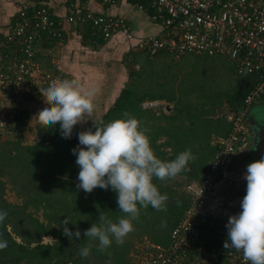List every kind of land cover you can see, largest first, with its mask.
Segmentation results:
<instances>
[{
    "label": "trees",
    "instance_id": "trees-1",
    "mask_svg": "<svg viewBox=\"0 0 264 264\" xmlns=\"http://www.w3.org/2000/svg\"><path fill=\"white\" fill-rule=\"evenodd\" d=\"M128 1L135 3V0ZM78 30L83 32L82 28ZM83 39L91 40L93 46L104 42L99 35L90 36L89 29L85 31ZM187 57H194L191 71L183 75L168 71L169 82L172 83L170 87H167V82H155L157 66L164 67L167 62L177 66L174 63ZM130 61L140 62L142 66L129 72L128 80L114 104L101 118L92 120L82 129L75 125L74 129L94 130L95 124L102 126L114 119L125 118V113H128L141 121L155 154L161 159L171 160L179 152L191 149L195 159L189 162L185 170L175 177L153 178L160 191L168 194L166 208L156 210L151 205L142 207L139 217L133 221L134 229L126 235L124 242L118 244L114 240L107 249L100 250L98 241L87 238L84 230L98 222L100 214L113 221L127 214L120 211L117 192L111 187L105 189L97 186L91 192L78 187L80 166L72 152L76 142L61 135L59 123L53 125L42 120L37 123V140L34 144L27 145L21 138L0 140V186H3L4 191V178H16V183L20 182L16 184L19 189L27 185L29 198L26 206L13 207L8 221L0 225V232L12 241L9 246L0 247V264H138L140 242L147 237L155 242L166 243L173 228L183 218L192 199L186 187V195H181L171 181L184 175L189 180L185 186L201 182L217 153L210 147L212 134L220 132L219 135H227L233 126L230 120L224 123L214 121L211 113L226 105L231 116L238 115L245 108L246 98L257 85V75L238 74L233 64L220 56L189 55L177 61L167 51H161L151 58L134 49L130 53ZM155 100L173 106L169 111L162 110L163 107H143L145 101ZM27 114L26 111L22 112L17 120L23 124ZM245 125H249L248 117ZM162 137L166 139L158 142ZM11 166L16 173L9 169ZM52 199L55 204L49 208L50 214H46L47 223L28 212V204L29 207H44L47 212L46 205ZM2 201L11 206L0 194ZM66 217L70 220L68 227L73 232L80 229V238H69L64 233L62 222ZM162 220L166 221V225H162ZM27 225L32 230L25 229ZM219 228L222 225L218 229L215 225L208 226L207 237L200 241V245L221 247L227 239V233H220ZM15 235L22 239V243ZM47 236L53 238V244L43 243ZM81 246L91 247L88 256L80 254ZM228 251L239 250L229 248ZM193 253L198 254L197 251Z\"/></svg>",
    "mask_w": 264,
    "mask_h": 264
},
{
    "label": "built area",
    "instance_id": "built-area-1",
    "mask_svg": "<svg viewBox=\"0 0 264 264\" xmlns=\"http://www.w3.org/2000/svg\"><path fill=\"white\" fill-rule=\"evenodd\" d=\"M101 2L102 13L85 5L65 20L55 17L47 5L22 9L9 31L0 33V90L14 92L21 87L28 94L36 88L42 90L44 82L63 79L42 65L38 46L64 39V21L82 37L88 29L90 36L104 40L122 33L135 42L137 51L151 58L161 51L177 61L189 55L220 56L231 62L238 74H256L257 85L246 98L245 108L230 117L233 126L229 133L217 137L218 151L203 179L186 186L191 205L168 241L159 243L145 237L138 249V264H250L242 250L228 251L224 244L203 247L200 241L207 237V227L220 220L218 186L241 145L247 143L245 120L252 104L264 99V0H135L137 7L163 28L161 35L142 38L135 37L129 20L111 15L120 0ZM143 107L167 105L155 100L145 101Z\"/></svg>",
    "mask_w": 264,
    "mask_h": 264
},
{
    "label": "clouds",
    "instance_id": "clouds-1",
    "mask_svg": "<svg viewBox=\"0 0 264 264\" xmlns=\"http://www.w3.org/2000/svg\"><path fill=\"white\" fill-rule=\"evenodd\" d=\"M48 103L38 114V119L53 125L59 123L61 135L70 138L74 126L94 111L93 90H82L75 79H54L43 87ZM79 143L73 147L78 172V187L91 192L97 186L117 192L120 211L127 215L113 221L100 214L98 222L84 230L87 238L98 241L100 250L107 249L115 240L122 244L134 229L133 221L139 217L140 209L151 205L156 210L166 208L168 194L161 192L154 177H175L195 159L191 149L179 152L174 159L163 160L155 154L150 137L134 115L125 113L102 126L78 132ZM244 178L246 194L240 202L241 210L230 215L226 224L225 248L242 250L244 259L250 264H264V156L249 163ZM203 191V189H202ZM7 206H0V225L5 224L11 214ZM69 218L63 222V231L69 238H80L81 231L68 227ZM166 225V221H161ZM12 241L0 232V247ZM90 246H81L80 254L88 256Z\"/></svg>",
    "mask_w": 264,
    "mask_h": 264
},
{
    "label": "crops",
    "instance_id": "crops-1",
    "mask_svg": "<svg viewBox=\"0 0 264 264\" xmlns=\"http://www.w3.org/2000/svg\"><path fill=\"white\" fill-rule=\"evenodd\" d=\"M41 5L49 6L55 17L62 20L85 5L94 12L104 11L101 0H0V32L9 31L22 9H33ZM110 13L129 20L136 38L163 33V28L159 24L153 22L135 3L128 0H120ZM63 28L66 33L64 39L53 43L44 42L38 46V58L45 68L54 71L59 77L75 79L82 86V90L94 91L91 97L95 106L94 111L83 122L84 126H88L92 120L101 118L108 111L125 86L129 76L127 64L130 61V53L135 49L133 48L135 42L126 39L122 33H117L111 39L93 46L91 40H84L82 34L80 35L65 21ZM263 114L264 110L260 108L255 113L252 110L248 113L247 143L241 145L229 166L230 171L227 169L217 189L221 200V204H218L220 208L228 202L227 200L233 199L229 190L236 188L237 185L242 186L241 179L247 170L246 166L252 162L241 159L240 155L244 149L257 150L261 146L260 140L263 137L260 131L252 128V124L255 120L262 124ZM250 136L253 137L252 141ZM258 157L259 159L262 157L259 152L257 157L254 155L255 160ZM243 189L246 190L245 187ZM237 197L239 196H235Z\"/></svg>",
    "mask_w": 264,
    "mask_h": 264
},
{
    "label": "rangeland",
    "instance_id": "rangeland-1",
    "mask_svg": "<svg viewBox=\"0 0 264 264\" xmlns=\"http://www.w3.org/2000/svg\"><path fill=\"white\" fill-rule=\"evenodd\" d=\"M193 59L194 57H189V58L187 57L186 59H184L179 63H174L177 66H174L172 63H168V62L166 63L167 65L164 67L157 66V70H156L157 77L155 79V82H159V81L167 82L166 84L169 85L167 87H170L172 83L169 82L170 75L168 74V71H174L175 73L179 72L183 75L186 72L191 71ZM139 60L142 61V58L139 57ZM127 65L129 72L135 69H139L142 66L140 62L138 63L133 61H129ZM51 73L57 74L54 71H51ZM46 84L47 83L44 82L43 87ZM43 87L42 90H39L38 88L34 89L32 93L27 91L28 94H24L23 89L21 87L16 88L14 92H6L0 90V140L5 138L8 139L21 138L23 142L27 145H31L36 142L37 123L42 121L41 119H38V114L42 111L43 107L48 103V99H47L48 94L44 92ZM163 103L167 106H170V109L173 106L172 104L170 105L166 102ZM255 108L257 109L260 108L261 110H264V101L257 102L255 105H252L251 110L252 112L254 111V113L257 110V109L255 110ZM162 110L169 111V109H166L164 107ZM24 111H26L28 114L25 115L24 117L25 119L23 120V124H22L17 120V118L20 117V114ZM230 117L231 119L233 118V116L230 115L226 105H224L221 109L216 110L214 113L213 112L211 113V119H213L214 121L216 120L222 121V123H224L226 120H230ZM263 123H264V119H263ZM78 132H79L78 130L74 129L71 137L69 138L74 140L76 144L79 143ZM219 134L220 132L213 133L210 139V147H212L216 151H218L216 144L217 137L221 136ZM164 139H166V137L160 138L158 142H161ZM257 152L261 153V155L263 156L264 145L263 147L257 150H252V148L247 149L241 154L240 157L243 160H248L253 162L255 161L254 158L255 154L257 157ZM258 159L259 157L256 160ZM9 169L16 173V171L12 169V166ZM4 180H5L4 191L2 190L3 186H0L1 188L0 194L3 195L4 199H6L11 204V206L5 204L3 201L0 202V206H7L10 209H12L13 207L21 208L26 206L27 204L26 201H28L29 199L28 192H26L27 185H25V187L23 186V188L21 187L22 189L21 190L18 187H16V184L20 183V182L16 183V178L10 177L7 179L4 178ZM187 183H189V180L187 179V176L184 175H180L176 179L171 181L173 187H175V189H177L178 193L181 195L183 194L186 195L184 189ZM243 188L244 187L235 191L236 188L234 187L229 190L230 191L229 193L233 199L227 200L228 202L225 203L224 206L220 209L219 211L220 220L214 224L217 229L219 225H222V228H219L218 230L220 231V233H227V228L225 224H227L229 216L236 214L241 210L240 202L243 199V196L246 194V190ZM235 196H239V197L235 198ZM53 204H55L54 199H52L50 203H47L46 205L47 212L45 211L44 207L41 208H36L34 206L29 207V204L27 205L28 206L27 209L28 212L33 213L34 217L38 218L41 222L47 223L46 214H50L48 213L51 212L49 208L53 207L52 206ZM27 228L28 225L25 226V229ZM28 229L32 230L31 227H29ZM10 230L12 231V228H10ZM15 238L20 243H22L21 238H19L16 235ZM43 243L53 244L54 240L52 237L47 236L43 239Z\"/></svg>",
    "mask_w": 264,
    "mask_h": 264
},
{
    "label": "flooded vegetation",
    "instance_id": "flooded-vegetation-1",
    "mask_svg": "<svg viewBox=\"0 0 264 264\" xmlns=\"http://www.w3.org/2000/svg\"><path fill=\"white\" fill-rule=\"evenodd\" d=\"M262 117H264V114H263V116ZM261 117V118H262ZM255 127V128H254ZM252 128L253 129H255V130H258V131H260L261 129H263L264 130V123H260V121H258V120H255L254 122H253V124H252ZM252 136H250V139H251V141H252ZM243 174V173H242ZM245 174V173H244ZM244 174H243V177H242V181H241V187H239L238 185H237V187H236V189H235V191L236 190H239V189H241L242 187H245L246 188V185H247V181H246V179L244 178ZM233 179V178H232Z\"/></svg>",
    "mask_w": 264,
    "mask_h": 264
},
{
    "label": "water",
    "instance_id": "water-1",
    "mask_svg": "<svg viewBox=\"0 0 264 264\" xmlns=\"http://www.w3.org/2000/svg\"><path fill=\"white\" fill-rule=\"evenodd\" d=\"M166 109H170V106H167ZM83 122H84V120H83L82 122H80V123L77 124V126H79L80 129L84 128V124H83ZM260 133H261V135H262V137H263V139L260 140V142H261V144H260V145H261L260 148H261V147H263V145H264V130L261 129V130H260Z\"/></svg>",
    "mask_w": 264,
    "mask_h": 264
},
{
    "label": "bare ground",
    "instance_id": "bare-ground-1",
    "mask_svg": "<svg viewBox=\"0 0 264 264\" xmlns=\"http://www.w3.org/2000/svg\"><path fill=\"white\" fill-rule=\"evenodd\" d=\"M1 33V32H0Z\"/></svg>",
    "mask_w": 264,
    "mask_h": 264
}]
</instances>
